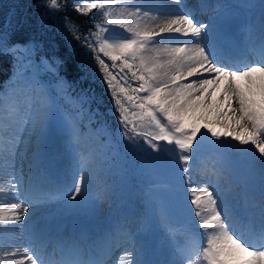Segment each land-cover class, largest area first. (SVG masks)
I'll return each mask as SVG.
<instances>
[{
  "label": "snow or ice",
  "instance_id": "6c2138e0",
  "mask_svg": "<svg viewBox=\"0 0 264 264\" xmlns=\"http://www.w3.org/2000/svg\"><path fill=\"white\" fill-rule=\"evenodd\" d=\"M117 3L128 6L122 9L130 13L128 22L109 19L108 24L124 30L127 34L123 36L105 27L101 30L108 35L98 38L94 25L85 30L67 14L69 7L85 16L90 10L106 9ZM174 3L181 6V0ZM42 4L47 10L45 16L66 13L62 20L65 45H72L73 41L79 45V49L65 47L67 55L54 56V66L41 57L45 66L57 72L62 67L74 66L75 74L70 79L61 77V82L72 88L80 87L85 97L92 89H83L82 82L89 77L98 78L111 97L110 111L119 125V137L154 166L171 170L178 165L180 176L188 183L194 174L203 173L206 177L202 192L191 201L200 231L192 233L190 247L180 250L172 264H197V257L199 264H264V61L237 65L222 59L218 49L227 36L223 19L215 16L202 22L190 12L169 9L157 11L163 19L153 25L148 22L155 20L153 10L165 9L167 5L146 4L144 0H101L86 7L79 3L70 5L69 0H42ZM92 19L88 17L86 23L91 25ZM39 23L47 27L43 17ZM19 30L27 32L22 27ZM16 31H0V56H10L13 68H27L45 41L38 32L14 40ZM88 59L91 65L86 63ZM13 75L19 83L6 100L0 97V158L14 155L22 133L28 138L23 142L27 150L29 140L35 138L37 143L45 140L53 127L66 135L68 151L79 157L80 134L72 116L60 108L35 72L31 75L13 72ZM233 149L244 154L241 157L244 173L232 165ZM256 165L261 180L260 225L258 231L250 230L251 234H247L232 223V209L225 202L222 185L246 184ZM103 172L101 161L97 170L101 180ZM70 175L74 183L62 191L69 210L108 195L107 185L93 191L92 171L77 165ZM9 176L8 191L3 198L13 201L12 213H0L3 225L20 224L35 203L24 177L11 173ZM236 210L246 215L244 209ZM159 212L165 227L173 222L171 208L162 206ZM117 227L127 229L132 241L126 253L127 264H149L142 259L144 246L137 231L158 228L155 220L149 217L140 222L125 221ZM16 231V228L0 229V232ZM45 239L34 235L23 248L27 253L23 257L20 246L0 248V255L8 257L0 259V264H24L25 259L28 264H50L42 254Z\"/></svg>",
  "mask_w": 264,
  "mask_h": 264
},
{
  "label": "rangeland",
  "instance_id": "374dc122",
  "mask_svg": "<svg viewBox=\"0 0 264 264\" xmlns=\"http://www.w3.org/2000/svg\"><path fill=\"white\" fill-rule=\"evenodd\" d=\"M75 1H77L83 7H86L90 2H101V0ZM184 1L186 7H188L190 10L189 12L194 16L195 19H197L198 14L194 11V4L192 2L187 4V1ZM145 3L155 4L152 2ZM223 3H225V8L223 9L236 8V13L239 15L244 16L242 11H246L249 13L252 19L256 14L254 11L255 7L250 1H243L240 3L236 0H223ZM234 3H236V5H233ZM159 4L166 5L164 3ZM127 7V5L117 3L111 7H106V9H98L102 17V22L99 25V30L101 33L99 38H104L108 35V33L101 30L105 27L109 28L111 32L117 36H123L127 34L118 26H112L108 24L109 19H123L124 22L127 23V18L129 17L127 11H122V9H126ZM246 8H249V10H246ZM213 15L220 18L223 15V12L220 10L218 13H214ZM208 18L210 19V17ZM261 19H263V16H261ZM208 20L205 19L202 22H207ZM259 28L260 27L256 26L255 24L251 29H249L252 39L249 41V38H247L246 43L247 41H249V43L259 42L261 43L260 47L262 45L264 46V40H262V37L264 36L261 35L259 37V34H264V26L261 28V30ZM249 33H246L247 37ZM41 57L42 56L35 54L32 58L33 62L31 65H29V67L23 68L17 66L14 72L23 73L24 75H31L33 72H35L37 79L42 85H44L48 93L55 97L60 108L65 113H68L72 116L73 123L78 129L80 136L86 139L89 147L91 148L92 158L97 167H99L101 161L103 162V180L98 178L100 187L94 186L93 184V191H99L104 187V185H107L108 195L106 197H97L94 202L73 210H69L66 207V202L62 198V195L53 196L47 201L38 200L37 196H39V194L42 193L44 189H47V185L44 184L46 180H52L56 178L58 180L59 188L60 186L64 188L65 186L74 183L70 173L66 170H64L61 174H57L51 168L45 169L43 172L31 171L32 168L36 170L37 166L42 164L43 161L45 162L52 153L54 154L57 150H60V140L63 137H66V135L60 132L57 128L53 127L45 140L40 141L39 143L35 141V138L29 140L27 150H25V144L23 142L28 138L22 133L20 136L21 143L18 144L20 148L18 147L17 149V158L20 161L19 173L17 176H25V174H28L29 176L26 175L24 179L26 187H29L30 192L32 189H38L39 191L37 192L38 194L36 197L34 194L31 195L30 193V197H35L32 198L35 203L31 206V208L34 209H31L32 211H29V213L26 215L25 223L29 228L28 230L35 227L36 229L32 230L35 231L34 234L29 235V237L26 238V241H28L30 237L37 235L36 230H38L40 226L38 225L37 221H39L40 218L42 219V217H46L48 221L49 219L56 220L58 216H63L65 219L67 218L70 222H72V228L77 223H81L83 227L85 225H91L96 229L97 232H99L97 228L101 223V219L105 215L106 210L114 212V215L111 218L112 226L122 223L125 218L124 216L127 215H130L135 219H138L141 216L142 220L150 217L153 218L156 223L162 224L164 223V220L161 218L159 210L162 206H165L171 208L174 212V215L171 218L173 222L168 225V232L164 233L159 231L157 228H141L138 231L139 241L147 249H150L148 257L151 254H155L165 259L168 257L174 247L176 249V247L180 245L181 250H187L191 245V242L189 241L190 236L193 232H199L200 229L196 225L195 228L183 236L178 235L176 229L183 226L186 220H190L192 218V213L195 209V206L191 204L193 197L192 192H199L200 190H203L205 187V176L201 175L202 173L194 174L191 180L193 186L191 187L190 184L185 182L180 176L178 165L174 166V168L171 170L154 166L144 154L137 152L131 147L129 142L119 137L118 133L106 132V130L102 128H99L98 131H95L90 127L84 126L81 122V114L78 113L79 104L70 95L69 86L56 78V71H52L50 67H46L42 62ZM48 64L52 66L49 61ZM17 83H19V81L17 80L16 76L12 74L10 79L4 84V89L0 91V97H3L6 100ZM6 115L7 110L5 111V116ZM50 135H52L55 140L54 146L52 148H49L48 145ZM127 143L129 145H127ZM204 143H207V141H204ZM39 144L43 146V151L40 154L39 159L35 161V152H37L36 150ZM123 147H128L130 150H126ZM124 155L126 158H124ZM232 160L241 164V169L236 170L239 173H244V161L240 157H235L233 155ZM54 161L56 163L59 162L58 156L55 155ZM234 184L236 187L241 189V193L243 194L242 198L244 201L240 203L238 202V199H236L234 202H229V204L227 203V205H231L234 207V209H244L246 211V215L241 214L239 211L232 212V223L238 229V226L241 225L242 219H244L242 217L245 215L249 217L246 218L248 220L249 226L253 227L251 224L253 221L251 216L252 214H255L256 216L260 217L259 211L262 203L260 195L257 198L253 197L254 192L252 188L254 185L258 184L254 168L246 184ZM7 191L8 190H0V197L3 198L4 193ZM118 205L124 206L125 209L122 208L118 210L116 208ZM232 207L231 209H233ZM3 228H10V226L0 224V229ZM66 230V234L73 232L69 228ZM238 231H240V229H238ZM243 232L245 233V231ZM11 234L12 232H0V248L1 245L8 243L5 235L10 236ZM82 234V231H79V235L77 236L78 241L83 239ZM96 236L97 238H100L99 234ZM154 236L156 237V243L155 246H151V241ZM94 240L95 239H92L89 242H93ZM77 245L79 246V250H77V252L80 255L85 256L88 249L90 248V244L85 243L84 246H81L78 242ZM142 259L144 258L142 257ZM148 259L149 258H147L146 261H148ZM196 260L199 262V257H197Z\"/></svg>",
  "mask_w": 264,
  "mask_h": 264
},
{
  "label": "bare ground",
  "instance_id": "6f19581e",
  "mask_svg": "<svg viewBox=\"0 0 264 264\" xmlns=\"http://www.w3.org/2000/svg\"><path fill=\"white\" fill-rule=\"evenodd\" d=\"M187 4H189L190 2H192L195 6V11L198 14L197 16V20L200 21H204L205 19H207L208 17H212V14L215 13L218 10H223L222 12H224L223 14L227 13V10L230 11L231 14L233 15H229L225 18V16L223 15L222 18L224 21V30H226V26L229 24H231L232 26L235 24V31H240V32H244L246 31L247 33H249V29H251L255 24L256 26H259L260 30L261 28H263L264 26V0H236L239 1L240 3H242L243 1H250L252 2V5H254V11H255V16L251 19V16L249 15L248 12L246 11H242L244 16L242 15H235L233 12H237L236 8H229V9H223L225 8V3H223V0H186ZM144 2H152V3H164L167 5V8L165 9H159L156 10L154 9L152 12V15L155 17V20H149V23H152L153 25L156 23L157 20L163 19L162 16H158L157 15V11H168L169 9H177L180 13H184V12H189L190 10L188 9V7H186L185 1L181 0V6H177L174 3V0H144ZM170 5V6H168ZM128 16L130 15V13L127 11ZM261 16H263V19H261ZM138 19V18H136ZM134 22V21H133ZM141 23H144V20H141ZM261 34H259L260 36ZM249 39H252L251 37V32L249 33L248 37ZM257 41V40H256ZM240 50L244 52V54H248L250 55V59L248 64H254V63H259L261 61H264V46L262 45L261 47H259V45L255 44V43H249L247 45H243L241 44L240 46ZM8 115V113H7ZM6 115V116H7ZM67 137H63L60 140V150H57L54 154L52 153L50 155L49 158H47V160L44 162H42V164H39L37 166V169L34 170L33 168L31 169L32 172H43L45 169L51 168L53 171H55L57 174H61L64 170L68 171L69 173H71V170L77 166L80 165L82 166L85 171H92L93 173V184L94 186L100 187L99 182H98V175H97V170L98 167L96 165V163L94 162L93 158H92V151L91 148L89 147L86 139L82 136H79V144H80V156L79 157H74L72 153H70L67 149ZM235 143V142H233ZM18 145L16 148V151L14 153V155L12 157L9 158H0V190H8V182L10 179L9 173H11L13 176H17V174L19 173V164L20 161L17 158V149H18ZM239 147H251V146H239ZM20 148V147H19ZM37 152L35 155V158L37 161V159H39L40 154L43 151V146L41 144L38 145L37 147ZM232 151V155L235 157H242L244 154L241 153L238 149H233ZM55 155L58 156L59 158V162L56 163L55 160ZM259 165H256L254 167V170L256 172V176H257V183L256 185L253 186L252 190L254 192L253 197L257 198L260 195V186H261V180H260V175H259ZM28 174H25V176ZM201 175H204L203 173ZM25 176L24 179H25ZM29 176V175H28ZM69 177V174H68ZM206 180V177H204V181ZM55 182V185H54ZM98 182V185H97ZM44 184L47 185V189H44L42 193L39 194V196H37L38 200H42V201H47L49 200L51 197L56 196V195H62V191H63V187L58 185V180L52 179V180H46L44 182ZM190 186L192 187V181L191 183H189ZM205 184V182H204ZM59 188V189H58ZM223 191L225 193V202L229 204V202H234L236 199H238V202L242 203L243 200V194L241 193V189L236 187L234 183H224L222 185ZM37 190L32 189V191L30 192L31 195H36L38 194ZM200 192H202L201 190L199 192H195L193 191V197L192 200L196 198L197 195L200 194ZM34 196H32L31 198H35ZM191 200V201H192ZM12 203L13 201L10 198H1L0 197V212H2L3 214H7V215H11L12 213ZM58 204V203H56ZM229 208L231 209V205H228ZM116 208L118 210L120 209H125L124 206L122 205H118L116 206ZM232 212L237 211L236 209H234V207H232ZM31 209L34 208H29V211H32ZM54 209V208H53ZM114 212H110L109 210L105 211V215L103 216V218L101 219V223L99 224L97 230L99 232H97V234H99L100 236V245L98 247V249L96 250L94 255H90L85 257L84 259H82V256L79 257V260H81L82 264H90V262H94V264H127L128 262V256H127V251L129 250V248L131 247L132 241L129 238V232L127 229L124 228H118L117 225L112 226L111 223V218L113 217ZM256 215L252 214L251 219H253ZM124 221H137L140 222L142 220V217L140 216L138 219L133 218L130 215L124 216ZM242 218H249L248 216L243 215ZM260 220V217H257ZM26 219V216H25ZM25 219L23 221H21L20 224H9L10 228H16L18 229V231L16 232H12V234L9 235H5L6 240L8 241L7 244H3L1 245L2 247H7L10 245H15V246H20L21 247V253L20 256H26L27 253L23 252V248L28 246L29 241L33 238L30 237L28 239V241H26V238L29 237V235H33L35 231V228H31L30 230H28V226L25 223ZM135 219V220H134ZM198 221L199 218H196L194 216H192V218L189 220H186L184 222V225L187 224L188 227H185L184 225L177 228L176 231L178 233V235L183 236L184 234H186L187 232H190L193 228L196 227V225H198ZM38 224L40 223V227L43 228L45 231L44 232H40V234H46L44 237H46V239L44 240V243L47 245V248H49L52 244H53V237H54V233L57 232L58 234H62L64 229L63 225L66 223H69V227L72 226V222H70L68 219H66L65 221H62L60 219V217L58 216L56 220H52L49 219L47 221L46 217H42V219L40 218L39 221H37ZM159 225V227L157 228L159 231H162L164 233H167L169 228L168 226L165 227L164 223L160 224L157 223ZM111 226V227H110ZM51 228H54V232L53 234L51 233H47V231H49ZM84 230H88L89 228H91V225H85ZM57 229V230H56ZM238 229H240L241 232L245 231V233L250 232L249 229V223L245 224L243 223V221H241V225L238 226ZM237 229V230H238ZM198 232V231H197ZM137 237H138V231H137ZM76 240L77 237L72 236V240L69 243V246L71 249H78L79 246L76 245ZM139 240V238H138ZM189 241L192 243V235L190 236ZM197 245L200 243L199 239L197 238L196 241ZM83 246V245H82ZM181 250V245L177 246L176 249L175 247L171 250L170 254L168 255V257L165 258V264H172V261L176 258L177 254L180 252ZM51 251V249H50ZM150 253V249H147L144 246V254H143V258L144 260H146L148 258V255ZM76 256H78V254H76ZM154 256H157L155 254H151L149 257H151V259H153ZM161 257L158 258V260L161 261L160 259ZM0 259H4L7 260L8 257L0 255ZM151 259H149L151 261ZM155 259V258H154ZM54 263L57 264L56 260H54ZM64 261H74L71 258H68L67 256H65L64 258H61L60 262L58 264H63ZM24 264H28L27 260H24ZM197 264H199V262H197Z\"/></svg>",
  "mask_w": 264,
  "mask_h": 264
},
{
  "label": "trees",
  "instance_id": "16d2710c",
  "mask_svg": "<svg viewBox=\"0 0 264 264\" xmlns=\"http://www.w3.org/2000/svg\"><path fill=\"white\" fill-rule=\"evenodd\" d=\"M77 3L75 0H69V4ZM47 10L42 4V0H0V31H10L17 29L13 35L14 40H18L22 35L38 32L44 39L45 45L42 50L37 51L35 54L45 57L52 66H54L53 57L59 54L67 55L65 47L72 49L73 46L79 49L76 41L72 45H65L66 33L63 32L62 20L65 12L61 11L57 15L45 16ZM76 20L78 25H81L85 30L94 25V31L100 37V32L97 29L101 21V17L97 14L96 9L90 10L85 16L78 15L71 7L68 13ZM44 18V23L47 25L44 28L39 22ZM88 17H92L91 25L86 23ZM27 29V32L21 33L20 28ZM81 58H83V49H80ZM75 54V53H74ZM92 64L91 60L86 61ZM12 58L10 56H0V90L4 88V84L10 78L13 70ZM93 72L95 71L94 65L92 66ZM75 74L74 66L72 68H60L56 71V78L61 80V77H70ZM83 89H92V93L88 97L81 95V88L69 87L71 96L79 103L78 113L81 114V121L87 126H92L95 129L102 128L106 132L118 133L119 125L116 123L110 109L112 108V100L105 90L103 83L97 78L82 82ZM122 145V144H121ZM127 145H129L127 143ZM129 147V146H128ZM127 147V148H128ZM126 150V147H123ZM136 158V156H135Z\"/></svg>",
  "mask_w": 264,
  "mask_h": 264
},
{
  "label": "water",
  "instance_id": "95a60500",
  "mask_svg": "<svg viewBox=\"0 0 264 264\" xmlns=\"http://www.w3.org/2000/svg\"><path fill=\"white\" fill-rule=\"evenodd\" d=\"M50 143H49V145H50V147H52L53 146V144L55 143V141H54V139H53V137H50ZM232 165L234 166V167H236L237 165H236V163L235 162H233L232 161Z\"/></svg>",
  "mask_w": 264,
  "mask_h": 264
}]
</instances>
